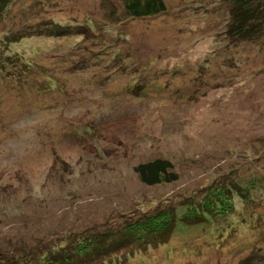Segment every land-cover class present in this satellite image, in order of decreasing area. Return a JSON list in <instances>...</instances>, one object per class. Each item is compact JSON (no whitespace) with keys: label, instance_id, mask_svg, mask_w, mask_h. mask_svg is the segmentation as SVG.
I'll return each instance as SVG.
<instances>
[{"label":"rangeland","instance_id":"1","mask_svg":"<svg viewBox=\"0 0 264 264\" xmlns=\"http://www.w3.org/2000/svg\"><path fill=\"white\" fill-rule=\"evenodd\" d=\"M163 1L138 18L120 0L12 2L0 30L54 28L11 44L33 67L0 78L2 257L228 184L215 224L178 223L116 264H264V30L232 38L230 0ZM157 157L176 181L140 180Z\"/></svg>","mask_w":264,"mask_h":264},{"label":"trees","instance_id":"2","mask_svg":"<svg viewBox=\"0 0 264 264\" xmlns=\"http://www.w3.org/2000/svg\"><path fill=\"white\" fill-rule=\"evenodd\" d=\"M15 0H0V25L5 23L11 10V4ZM124 12L128 16L138 18L150 16L165 10L163 0H120ZM229 10L231 23L228 32H232V38L237 40H252L262 35L264 30V0H230ZM91 22V19H87ZM36 23L12 32L3 25L0 32V78L1 75L8 78H20L29 74L33 67L17 53L11 54V44L27 39L34 34L50 30L54 26H45ZM49 24H52L51 22ZM56 30V29H55ZM135 171L140 180L147 185L170 183L178 179L172 162L168 158H154L141 162L135 166ZM253 188V184L248 186ZM248 187L239 186L240 189L249 193ZM232 187L225 185H209L204 193L203 199L197 200L188 197L178 207L186 208L184 213L178 214L177 206L169 205L168 208L156 209V212H145L143 214L132 213V219H126L121 224L113 225L104 231L84 229L54 238L46 243V246L38 247L23 246L16 252H1L0 264H116L126 256H132L135 251H140L141 244L166 243L169 233L175 229L178 223L198 224L211 222L215 224L214 216H224L234 208L229 198ZM238 191H240L238 189ZM240 194L245 195L242 191ZM251 196L247 197L249 201ZM141 210V209H140ZM129 213V212H125ZM183 217L188 222L183 221ZM67 233V232H66ZM161 237V238H160ZM48 241V240H47ZM137 249H130V246Z\"/></svg>","mask_w":264,"mask_h":264}]
</instances>
